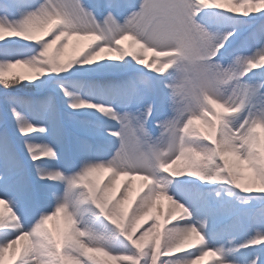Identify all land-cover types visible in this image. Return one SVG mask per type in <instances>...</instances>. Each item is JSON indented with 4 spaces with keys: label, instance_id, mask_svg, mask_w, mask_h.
I'll return each mask as SVG.
<instances>
[{
    "label": "snow or ice",
    "instance_id": "snow-or-ice-1",
    "mask_svg": "<svg viewBox=\"0 0 264 264\" xmlns=\"http://www.w3.org/2000/svg\"><path fill=\"white\" fill-rule=\"evenodd\" d=\"M6 260L264 264V0H0Z\"/></svg>",
    "mask_w": 264,
    "mask_h": 264
},
{
    "label": "rangeland",
    "instance_id": "rangeland-1",
    "mask_svg": "<svg viewBox=\"0 0 264 264\" xmlns=\"http://www.w3.org/2000/svg\"><path fill=\"white\" fill-rule=\"evenodd\" d=\"M74 43H75V41H74ZM69 51L71 53V49ZM17 70L18 71H25V69H23V68H20V69H17ZM121 179L123 180L124 178H121ZM136 183H137V186H138L139 185V181H137ZM162 203L165 205L164 209H162L161 212H160V223L163 225L165 223V215H166V212H167V201H163ZM61 225H62V221L60 222V224H57V222H55V221L50 222V226L54 227V228H58ZM146 226H147V224H144V227H146ZM187 250L191 251V250H194V249H187ZM6 264H10V262L8 260H6ZM201 264H208V261L206 260L205 262H201Z\"/></svg>",
    "mask_w": 264,
    "mask_h": 264
}]
</instances>
